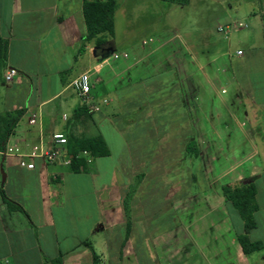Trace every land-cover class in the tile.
<instances>
[{"label":"crops","instance_id":"1","mask_svg":"<svg viewBox=\"0 0 264 264\" xmlns=\"http://www.w3.org/2000/svg\"><path fill=\"white\" fill-rule=\"evenodd\" d=\"M82 8V0H0V35L7 43L5 75L10 68L18 72L3 98L1 112L5 115L24 111L6 146V149L17 148L19 152L6 154V150L0 151V264H52L51 261L60 256L61 264H93L91 250L83 244L85 241L92 244L101 264H264V84L255 88L254 98H247L245 102L248 105L242 104L239 112L233 113L237 119L208 118L204 122L191 123L192 136L187 144L191 141L196 143L199 156L194 160L199 162L202 159L200 144H206V154L212 156L206 164L205 184L201 177L204 175L199 174V164L194 167L197 188L193 194L198 195L201 209L205 212L188 220L175 216L173 221L171 219L173 225L164 228V216L169 212L167 205L172 207L171 203H166L168 198L165 196L167 199L162 203L148 205L143 196L139 205V195L136 193L131 200L130 238L122 247L126 221L121 205V190L136 185L135 167L140 158L143 160L139 170L142 184L147 183L152 173H156L150 166V161L156 156L152 147L143 150L141 156L134 152L139 138L130 145V129L140 119L130 118L132 90L128 88L124 91L117 84L119 76L128 71L138 78L133 71L140 62L154 66L149 57L171 42L162 39L164 37L137 40L138 37L131 35L130 51L118 52L117 9L113 47L117 54H126L127 57L115 59L113 55L106 58L97 56L95 40L80 54L82 37L86 33ZM262 25L264 31V21ZM153 43L156 46H151ZM150 49L148 55L140 58ZM239 50L243 52L242 55L237 54ZM239 50L236 52L238 58L253 54V49ZM260 52L264 55V44ZM163 56V61H158L159 65L168 60L165 54ZM230 56L228 50L222 54V63H226V58ZM263 60L260 58V61ZM108 62L124 70L115 72ZM91 72H94L93 76ZM83 73L90 75L99 111L89 112L90 117L82 115L78 118L75 112L85 106L72 83ZM66 74L68 76L65 78ZM170 74L167 72L159 77L163 79L160 94L181 81L176 72L174 78L171 76L168 79ZM97 82L101 85L94 88ZM198 92L196 89L191 95L198 96ZM225 92L223 89L222 93ZM112 93L116 94L115 99L111 97ZM179 93L183 96V88L180 87ZM137 94L132 97L134 100L138 99ZM207 95L206 106L209 107L214 103L217 90L208 89ZM116 99L118 107L114 106L112 110ZM226 102L222 105L225 106ZM133 104L136 105L134 111L140 112L136 118L141 116L142 127L148 129L145 135L154 138L153 147L158 144L159 150L162 145L168 144L171 139L166 128L169 129L170 124L161 119L160 114L155 115V121L148 118L153 109L150 102L147 104L141 100ZM178 104V107L174 105V112L176 119L177 116L179 118L177 126L182 130L181 115L185 107L182 97L178 99ZM103 107L110 108L107 116L101 113ZM225 112L229 115L232 113L229 110ZM100 113L101 118L97 115ZM117 113L129 116L121 129L116 124L119 119ZM34 116L35 123L31 124ZM104 122H108L124 142L125 161L121 169L109 167L108 171L106 161L112 160V151L102 130ZM199 128H205L206 135L200 134ZM219 128L231 130L223 131L222 144L229 142L233 145L228 151L223 148L220 156L229 161L238 157L240 167H237L239 171L236 176L232 175V169L222 175L223 178H230L224 185L255 178L258 210L254 217L257 226L248 236L251 242L262 244L263 249L258 252L244 254L238 241V237L244 234V223L233 206L224 200L221 190L220 195H215L214 159L217 153L214 145L220 144L218 140L221 136L217 139L215 135ZM57 133L64 134L66 138L72 133L87 136L100 134L111 154L109 157L91 159L82 153L89 165L79 173L70 169L71 157L66 146L58 147V155L52 161L45 157L28 156L26 161L35 167L28 169L20 166V154L29 155L33 147L49 150L52 137ZM158 173L166 184L167 193L170 185L167 184L165 164L158 169ZM105 176L108 178L104 180ZM180 190L175 187L168 192L169 197L175 199ZM2 193L23 211H11ZM170 239L175 241V248L162 247V243L155 247L156 240Z\"/></svg>","mask_w":264,"mask_h":264},{"label":"rangeland","instance_id":"2","mask_svg":"<svg viewBox=\"0 0 264 264\" xmlns=\"http://www.w3.org/2000/svg\"><path fill=\"white\" fill-rule=\"evenodd\" d=\"M117 5L116 49L118 52L130 51L129 41L131 35L138 37L137 40L141 38L157 40L160 37H164L162 39H167L171 42V44L161 48V50L149 57L153 61L154 66L150 65L149 62V66H147V63L144 65L140 62L133 71L138 78L130 75L128 71L119 76L117 84L120 89L130 88L132 90L130 91L131 119H143L141 116L136 118V115L140 114V112L134 111L136 105L133 104L142 100L143 103L148 104L150 102L151 108L155 109V111L151 109L149 115L147 113L148 118L150 117L151 120L155 121V115L160 114L161 119L170 124L169 129L166 128V131L171 141L166 145H162L159 150H157L158 144L153 147V136L148 138L145 135L148 129L142 127L140 120L134 128L130 129V145L131 143L135 144L139 138L134 152L139 153L141 156L143 150L147 147H152L155 153L154 156H156L155 159L153 158L150 161L152 171L156 173H152V176L144 185L142 184L141 173H139L143 163L142 158L137 161V164L135 163L137 175L134 181L136 185L130 186V192L133 191L134 195L138 193L139 205H141L144 198L148 205L150 203H162L163 200L168 198L166 203H171L172 207L170 208V205H167L169 212L164 216L165 219L162 223L164 228H168L173 225L171 219L173 221L175 216L188 220L205 212V210L201 209L200 198L197 199L198 195L193 194L197 188L195 185L196 179L194 175L196 171L194 167H196L197 163L199 164V174L204 175L201 177L205 184L206 164L209 162L208 160L212 159V156H207L206 144H200L203 152L200 163L185 153L186 144L192 136L191 123L204 122L208 118L215 120L221 118L237 119L234 114L239 112L242 104L248 105L245 102L247 98H254L255 88L264 84V60L260 61V58L264 59L263 53L260 52V48L264 44L262 25L264 0H189L187 6L170 4L161 0H117ZM220 28L227 30L219 31ZM108 39L110 42L108 46L113 47V40ZM151 46H156V43ZM239 49L248 51L253 49V54L238 58L236 52ZM227 50L231 56L228 57L229 59L226 58V63H222L220 57ZM150 51L151 49L149 51L146 50L145 53L140 55V58L148 55ZM98 54H101L100 50H98ZM98 54L96 53L97 56ZM163 54L168 57V60L159 65L158 61L160 62L164 59ZM44 59L46 58L44 57ZM109 63L115 72L124 70L117 64ZM6 66L4 54L0 52V116H3L1 112L3 98L13 84V82H6ZM167 72L171 73L168 79L171 76L174 78L173 74L176 72L181 81L179 84L173 85L170 88L171 90L167 87L160 94L159 90L162 87L163 79L160 78V80L159 77ZM68 74L64 75V77L66 78ZM91 74L93 76L94 72H91ZM128 77L130 80H128ZM98 85H101L100 82L99 84L97 82L94 88L98 87ZM180 87L183 88V96L179 93ZM196 89L199 90L198 96L196 94L192 96L191 92L193 93ZM208 89L210 91L217 90L214 106H206L209 98L207 95ZM223 89L226 90L225 93H222ZM135 93H138L136 95L138 97L137 100L132 98ZM111 97L115 99L116 94L112 93ZM181 97L185 105L181 115L182 130L177 126L179 118L177 116L176 119V113L174 112L176 111V106L174 107V105L178 107V99L180 100ZM223 100L227 101L225 106L222 105L224 103ZM114 104L111 106L112 110L115 109L114 106L118 107L117 99ZM109 109L103 107L102 115L107 116ZM226 110L232 112L230 113L232 116L225 112ZM101 113L97 114L99 118H101ZM117 114L119 115V113ZM126 118H129V116L119 115V119L116 120L118 128H123ZM175 120L177 121L174 124ZM102 130L107 136L112 151V160L106 161L109 164L108 171L110 168L115 167L121 169V165L125 161L124 142H122L118 134H115V130L108 122H104ZM217 130L216 138L219 139V136L221 138L218 140L220 144L214 145V151L217 153L214 159L216 168L214 175L216 183L214 187L215 195H220L222 185L230 179L228 178L229 176L223 178L222 175L232 169V175L236 176L240 167L238 166V157L229 161L220 156V151L223 148L228 151L230 147H233L229 142L222 144L223 131L228 132L231 130L229 128L227 130L221 128ZM200 134L206 135V129L202 128ZM164 164L166 165V171H168L167 184L170 185L168 192L173 191L175 187L181 189L175 199L169 197V193H166V184L161 177H158L160 174L158 169L163 167ZM107 178L108 176H105L104 180ZM246 180L248 178L241 182ZM139 207L142 210L141 206ZM158 211L159 209L156 212ZM155 243V247H159L160 243H162V247H176L173 239L160 242L156 240Z\"/></svg>","mask_w":264,"mask_h":264},{"label":"trees","instance_id":"3","mask_svg":"<svg viewBox=\"0 0 264 264\" xmlns=\"http://www.w3.org/2000/svg\"><path fill=\"white\" fill-rule=\"evenodd\" d=\"M83 1V17L86 25V33L82 37V46L80 48V54L85 52L86 46L95 40L96 53L98 50L101 51L102 58L109 56L104 49L110 45L109 39H113L115 36V14L118 9L117 0H82ZM170 4L187 6L189 0H161ZM264 21V14L262 15ZM264 36V31H263ZM0 52L4 54V59L6 62L7 56V43L2 40L0 35ZM78 112V114H77ZM24 111L19 110L14 114L6 113L0 116V151L6 150L7 142L13 133V130L18 123L19 119L23 115ZM85 115L90 117L87 107H82L77 109L75 112V117H81ZM67 151L71 157L70 169L79 173L85 171L88 168L87 158L82 156L83 152H87L91 159L104 158L110 156V150L106 144L102 135L87 136V135H76L69 134L67 137ZM187 156L197 159L199 154L195 142H189L186 145ZM142 177V175H141ZM224 200L230 203L233 208L240 215L244 223V234L238 237V241L242 247L244 254H250L253 252H258L263 249L261 243L251 242L249 239V234L257 226L254 214L258 210L256 202V185L255 178H249L245 182H241L237 185H224L221 188ZM121 205L125 218L124 226V238L122 241V247L125 246L126 242L130 238L132 223H131V200L134 196L133 191L130 192V187L122 188L121 190ZM2 198L8 205L11 211L18 210L23 211L20 206L10 201L4 193H2ZM84 246L89 248L93 257V264H101V259L95 252L92 244L85 241ZM61 256L51 261L52 264H61Z\"/></svg>","mask_w":264,"mask_h":264},{"label":"built area","instance_id":"4","mask_svg":"<svg viewBox=\"0 0 264 264\" xmlns=\"http://www.w3.org/2000/svg\"><path fill=\"white\" fill-rule=\"evenodd\" d=\"M241 26V25H240ZM228 28V27H227ZM227 29L220 28L219 31H223ZM227 33V32H226ZM238 55H242L243 52L239 50L237 52ZM115 59H120L122 57H127V55H119L116 52L112 54ZM18 75V72L14 68H10L7 70L5 79L7 82L13 81V79ZM74 89L78 93L79 97L82 100V103L85 107H87L88 111L91 113L98 112L99 106L95 103V98L93 96V84L91 82L90 75L88 73H83L79 77H77L73 83H72ZM31 124L35 123V116L30 121ZM67 144V138L64 134L57 133L54 134L51 140V148L47 151H43L40 147H33L31 153L29 155H21L20 153V160L19 164L22 167H26L28 169H33L35 166L33 163H28L26 161V157H41V158H47L48 160H54L56 159L58 155V147L60 146H66ZM6 154L10 153L13 154L14 152H19V149H15L12 147H9L6 149ZM83 155L89 156L87 152H83Z\"/></svg>","mask_w":264,"mask_h":264},{"label":"water","instance_id":"5","mask_svg":"<svg viewBox=\"0 0 264 264\" xmlns=\"http://www.w3.org/2000/svg\"><path fill=\"white\" fill-rule=\"evenodd\" d=\"M104 51H105L108 55H112V54L115 52V50H114L113 47H107V48L104 49ZM2 175H3V178H4L5 175H4L3 171H2Z\"/></svg>","mask_w":264,"mask_h":264}]
</instances>
